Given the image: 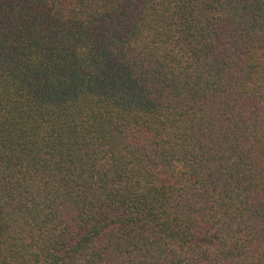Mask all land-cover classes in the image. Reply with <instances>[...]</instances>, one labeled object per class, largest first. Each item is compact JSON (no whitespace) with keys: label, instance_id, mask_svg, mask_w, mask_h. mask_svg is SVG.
<instances>
[{"label":"trees","instance_id":"1","mask_svg":"<svg viewBox=\"0 0 264 264\" xmlns=\"http://www.w3.org/2000/svg\"><path fill=\"white\" fill-rule=\"evenodd\" d=\"M0 264H264V0H0Z\"/></svg>","mask_w":264,"mask_h":264}]
</instances>
